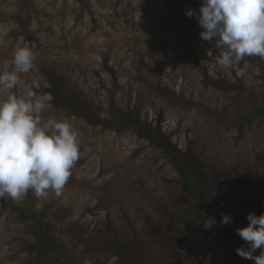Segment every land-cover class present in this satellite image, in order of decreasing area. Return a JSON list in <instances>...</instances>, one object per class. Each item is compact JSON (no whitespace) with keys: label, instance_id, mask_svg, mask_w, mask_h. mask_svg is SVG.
<instances>
[{"label":"rangeland","instance_id":"rangeland-1","mask_svg":"<svg viewBox=\"0 0 264 264\" xmlns=\"http://www.w3.org/2000/svg\"><path fill=\"white\" fill-rule=\"evenodd\" d=\"M200 2L0 0V66L23 44L36 53L15 94L30 88L50 106L45 120L66 119L78 133L79 159L62 193L15 200L45 220L64 263L125 264L121 241L133 243L137 264H254L235 249L246 246L236 232L246 214L264 212V115L242 120L264 108V59L230 69L210 60L207 50H220L185 14ZM54 81L76 98L69 101L80 115L54 104ZM134 109L136 117L127 114ZM158 133L169 152L152 145ZM222 215L232 222L221 224ZM207 216L216 220L211 229L202 224ZM37 225L0 208V264H37L28 247Z\"/></svg>","mask_w":264,"mask_h":264},{"label":"clouds","instance_id":"clouds-1","mask_svg":"<svg viewBox=\"0 0 264 264\" xmlns=\"http://www.w3.org/2000/svg\"><path fill=\"white\" fill-rule=\"evenodd\" d=\"M185 14L196 18L203 41H214L219 54L207 50L206 55L221 68H233L246 57L264 59V0H201L198 9L188 8ZM35 60L36 53L23 44L0 66V198L19 201L29 191L37 198L50 191L59 196L79 159L78 133L71 122L45 120L50 106L30 88L22 95L14 92L21 76L35 70ZM232 219L222 215L220 223L227 225ZM246 219L247 226L236 229L246 246L235 251L254 264H264V212H249ZM215 223L211 216L202 221L205 229ZM257 249L260 254L254 255Z\"/></svg>","mask_w":264,"mask_h":264},{"label":"trees","instance_id":"trees-1","mask_svg":"<svg viewBox=\"0 0 264 264\" xmlns=\"http://www.w3.org/2000/svg\"><path fill=\"white\" fill-rule=\"evenodd\" d=\"M25 1L26 0H24V2ZM197 4L198 3H196L195 5L197 6V8H199V6ZM86 8H87V6H86ZM136 48H138V47H136ZM98 51L100 53L98 55L102 58L101 59L102 67L105 69L106 72L112 73V66H110V64H109V62H110L109 56L107 54H105L104 52H102L103 51L102 49H100ZM41 71L43 74L44 73L45 74L50 73L47 69H43ZM51 82H52V80H51ZM54 82H53L54 90L48 91L54 97V99L52 100L54 102V104L58 105V107L61 106L65 109H67V107H69V109H71L70 113L72 116L80 115L78 112V109H76V106L71 104L69 101L70 100L69 97H72L73 101H76V98L74 99V97L72 95H68L65 92L66 88L64 86H62L61 90H58V85L56 86V81H54ZM72 94H74V93H72ZM115 106L116 105L112 103L110 107L112 108V111L115 110V112H116L117 116L115 118V125L118 126L117 123L122 120L123 116H122V112H120L121 110L117 109ZM135 110L136 109L129 110V112L127 114H130V115L136 117L138 114V111H135ZM118 112L121 114L118 115L117 114ZM261 115H264V108L256 106V111L252 114L245 116L244 118H242V120L247 119V118L252 117V116L259 117ZM81 118H82V116H81ZM83 119H85L91 125L96 124V120L91 118L90 115H89V118L86 114L83 115ZM116 126H114L113 130L114 129L119 130L118 127H121V126H118V127H116ZM153 140L154 141L151 142L152 145L158 146V147L163 146V148L167 150L166 152H169V146L166 143L164 144V142H161L162 140L160 138L159 133H158V135L153 136ZM179 162H181V161H179ZM193 178H194V175L190 172H187L186 178H185L187 185H188V187L192 193H196L197 185L195 183V179H193ZM219 179H220L219 176H215V178L213 179V182L214 181L218 182ZM244 198L245 197H240L241 200H243ZM0 208L12 211L13 213H16L22 219V221L24 223L29 222L31 219L36 220V222L38 223L36 229L31 231V235L34 238V242H33V244L28 245L29 251L31 252V254L36 255V259H37L36 263L37 264H66L62 261V252L59 250L58 240L54 237L52 232L48 229L45 220H43V219L41 220L40 218L39 219L37 218V217H39L38 214H36V213L26 214L19 206L16 205V201L13 199H10V201H6V200L0 198ZM243 212H244V207H243ZM238 215H240V214H238ZM244 219L246 221L244 224V227H245V225L247 226L249 221L246 219V217ZM132 245H133V243L129 244V242L128 243H121V241H120V243H119L120 248L123 246V252H122V254H120V253L119 254L123 258V260H124L123 262L125 264L126 263L137 264L140 261V256L137 255L136 250L133 249ZM106 246L111 248L110 251H113L116 253L117 245H116L115 241H113L111 239L110 241L106 242ZM213 263H214L213 260H208L207 262L206 261L203 262V260L201 258H198V260L196 261V264H213ZM120 264H122V263H120Z\"/></svg>","mask_w":264,"mask_h":264}]
</instances>
